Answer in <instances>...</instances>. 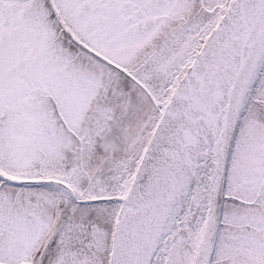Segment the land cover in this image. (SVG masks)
Here are the masks:
<instances>
[{
	"label": "water",
	"instance_id": "obj_1",
	"mask_svg": "<svg viewBox=\"0 0 264 264\" xmlns=\"http://www.w3.org/2000/svg\"><path fill=\"white\" fill-rule=\"evenodd\" d=\"M47 3L107 81L66 157L48 166L66 170L0 164V187L43 190L56 207L42 205L46 224L16 264H253V245L264 249L248 226L264 229V0L187 14L129 68Z\"/></svg>",
	"mask_w": 264,
	"mask_h": 264
},
{
	"label": "rangeland",
	"instance_id": "obj_2",
	"mask_svg": "<svg viewBox=\"0 0 264 264\" xmlns=\"http://www.w3.org/2000/svg\"><path fill=\"white\" fill-rule=\"evenodd\" d=\"M38 1L0 0V164L17 173L39 171L66 157L107 81ZM55 2L75 35L126 68L200 6V0ZM21 193L0 187L1 263L22 262L23 247L48 219L44 209L30 213Z\"/></svg>",
	"mask_w": 264,
	"mask_h": 264
},
{
	"label": "flooded vegetation",
	"instance_id": "obj_3",
	"mask_svg": "<svg viewBox=\"0 0 264 264\" xmlns=\"http://www.w3.org/2000/svg\"><path fill=\"white\" fill-rule=\"evenodd\" d=\"M34 1L35 0H32V3H34ZM43 1V3H46L47 4V7H48V11L50 12V6H49V4L47 3V0H42ZM39 1L37 0V3H38ZM53 2L56 4V2H55V0H53ZM199 3V10L198 11H201V9H203L204 7H208V6H210V4L209 5H203V7H202V0H200V2H198ZM56 6H57V4H56ZM58 8V7H57ZM39 9V8H38ZM47 9V8H46ZM59 10V9H58ZM62 12V10H59V13H61ZM51 13V12H50ZM52 14V13H51ZM62 14V13H61ZM184 17V16H183ZM55 22L57 23V21H56V18H55ZM66 22V24L70 27V24H69V21L67 22V21H65ZM180 22V21H179ZM178 22V23H179ZM184 22V21H183ZM174 25V24H173ZM182 25V24H181ZM181 25H180V27H181ZM168 27V26H167ZM179 26H176V27H174L173 28V30H175V31H177L179 28H180ZM70 29H71V27H70ZM72 31H73V29H71ZM74 32V31H73ZM75 33V32H74ZM78 36V35H77ZM150 50V49H149ZM82 52V51H81ZM83 53V52H82ZM89 57V56H88ZM90 59H91V57H89ZM260 106L259 107H261V108H263V110H261V111H264V98H262V96L260 97ZM261 134V133H260ZM260 134H259V140H260V143H262V139H261V137H260ZM261 149H259V154H257V156H258V158H260V161H261V164H260V170H259V172H257V174L258 175H260L261 177H262V181H263V185H264V147H260ZM74 153H75V151H74ZM71 163V162H70ZM68 165V164H67ZM42 168H45V169H43V171H56V170H66V168H67V166H64V168L63 169H59V168H50V167H48V166H45V167H42ZM252 174H249V175H246L247 176V180L248 181H246L247 183H249V182H251L250 181V179H251V176ZM251 176V177H250ZM244 177H245V175H244ZM251 187L252 186H246V187H244V189L245 190H247V191H249L250 189H251ZM17 190H19L18 188H17ZM20 191V190H19ZM231 191H233V192H235V189H232ZM20 192H22L21 193V200H25L26 202H27V204L31 207V211H30V213H35V214H39L40 212H42L43 211V209H44V206H42V205H46V206H53L54 207V212L56 211V207L54 206V204H53V202H52V200H51V197H50V195L48 194V192H45V191H43V190H39V189H27V190H24V191H20ZM249 194V193H248ZM250 196V195H249ZM256 197V196H255ZM260 198H262V199H264V189H263V191L260 193V196H259ZM233 199H235V200H239V199H237L236 197H232ZM240 201V200H239ZM253 201V200H252ZM252 201H245V202H243V204H247V205H249V206H254V205H256V203H253ZM263 208H264V206H263ZM48 209V208H47ZM264 213V212H263ZM55 214H56V212H55ZM40 215V214H39ZM256 215H258V214H256ZM261 224H263L264 225V217H262V221L260 222ZM248 226H251V229L249 230L250 232H253V233H256L257 231H260V232H263V236H264V229H261V230H258V228L256 229V228H254V225L253 224H248ZM255 236V238L257 237L256 235H254ZM254 238V239H255ZM253 239V240H254ZM255 241H257V239H255ZM258 242V241H257ZM219 244V243H218ZM253 246H255L254 247V250L252 251V253H251V259H252V263L253 264H264V249H263V251L262 252H259L258 251V249H261L260 248V246L259 245H257L256 243L253 245ZM262 247V246H261ZM239 258V257H238ZM227 259H228V257H227ZM224 261V262H223ZM226 258L223 260V259H221V261H220V263L221 264H226ZM223 262V263H222ZM240 262H241V259H240ZM241 263H243L244 264V261L243 262H241ZM241 263H239V264H241Z\"/></svg>",
	"mask_w": 264,
	"mask_h": 264
}]
</instances>
